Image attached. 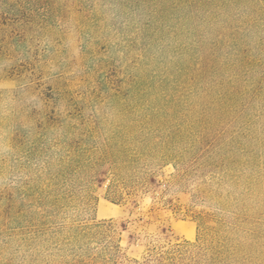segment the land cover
Masks as SVG:
<instances>
[{
  "label": "rangeland",
  "instance_id": "374dc122",
  "mask_svg": "<svg viewBox=\"0 0 264 264\" xmlns=\"http://www.w3.org/2000/svg\"><path fill=\"white\" fill-rule=\"evenodd\" d=\"M35 1L24 37L17 18L0 21V264L108 243L140 261L182 245L186 263L264 264V24L184 74L159 52L170 81L139 87L123 16L98 25L101 0ZM115 179L123 204L107 198Z\"/></svg>",
  "mask_w": 264,
  "mask_h": 264
},
{
  "label": "trees",
  "instance_id": "16d2710c",
  "mask_svg": "<svg viewBox=\"0 0 264 264\" xmlns=\"http://www.w3.org/2000/svg\"><path fill=\"white\" fill-rule=\"evenodd\" d=\"M100 9L102 17L97 20L98 25L102 23L103 18L108 13L116 11L117 15L123 16L127 21L126 28L135 30L136 38H129L128 45L130 52L139 53L137 64L134 65V71L137 72V84L139 87L147 84L151 79H161L159 83L170 81L171 69L159 66V52H168L171 50L176 71L184 74L193 67L195 63L205 62L208 56L214 57L219 48L223 45L235 46L240 40L238 33L255 32L264 24V0H101ZM10 3V5H9ZM5 6H1L0 0V21L3 15H10L17 18L15 24L20 26L19 37H24L27 32V25L33 26L36 22V1L35 0H12ZM8 7V8H7ZM87 17L92 16L89 10ZM29 12L31 20H27L25 15ZM89 15V16H88ZM96 15V12H95ZM116 17V14H115ZM90 21V20H89ZM24 23V24H23ZM85 25H89L88 21ZM90 27V26H89ZM2 33V32H0ZM18 37V36H17ZM144 42L143 48H136L137 44ZM235 43V44H234ZM88 60L92 61L94 54L92 46L94 43H87ZM133 44V45H132ZM157 48L158 53H152L150 50ZM7 45H0V54L6 52ZM129 52V53H130ZM104 68L115 67L111 61L103 64ZM196 66V65H195ZM162 69V70H161ZM92 71V67H91ZM126 74V72H124ZM160 86V85H159ZM154 134L148 132L147 136L152 138ZM155 145L150 147L156 150ZM166 152V147H161ZM124 157L117 155V159ZM119 157V158H118ZM123 159V158H122ZM125 187L120 180H114L108 188L107 198L113 203L123 204L125 199ZM31 214L36 212L30 211ZM204 218H201L200 225H204ZM200 226V227H201ZM89 229H70V239L79 236H85ZM48 232L41 231V238ZM63 234L57 231L56 235ZM49 242V240H43ZM195 245L187 242V245L202 248V243ZM110 244V245H109ZM216 255L225 256L224 246L218 243L216 246ZM52 254L50 258L41 260V264H203L196 261L186 263L189 258L186 256V250L182 245H176L168 250L154 247L150 250L149 257L140 261L129 259L122 253L120 245L113 246L108 243L101 252L94 256H81L75 251L69 254ZM227 255V254H226ZM213 258L208 259L205 264H215Z\"/></svg>",
  "mask_w": 264,
  "mask_h": 264
},
{
  "label": "bare ground",
  "instance_id": "6f19581e",
  "mask_svg": "<svg viewBox=\"0 0 264 264\" xmlns=\"http://www.w3.org/2000/svg\"><path fill=\"white\" fill-rule=\"evenodd\" d=\"M105 211H106V208L105 207H102L101 208V211H100V214L103 215Z\"/></svg>",
  "mask_w": 264,
  "mask_h": 264
}]
</instances>
